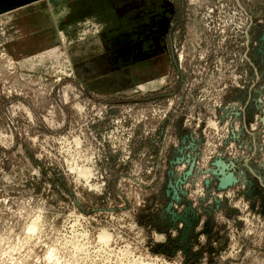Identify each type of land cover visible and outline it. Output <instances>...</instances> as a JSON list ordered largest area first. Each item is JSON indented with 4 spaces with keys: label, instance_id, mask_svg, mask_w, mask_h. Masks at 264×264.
Wrapping results in <instances>:
<instances>
[{
    "label": "rangeland",
    "instance_id": "rangeland-1",
    "mask_svg": "<svg viewBox=\"0 0 264 264\" xmlns=\"http://www.w3.org/2000/svg\"><path fill=\"white\" fill-rule=\"evenodd\" d=\"M0 264H264V0H0Z\"/></svg>",
    "mask_w": 264,
    "mask_h": 264
},
{
    "label": "water",
    "instance_id": "water-1",
    "mask_svg": "<svg viewBox=\"0 0 264 264\" xmlns=\"http://www.w3.org/2000/svg\"><path fill=\"white\" fill-rule=\"evenodd\" d=\"M213 164L218 169L216 174L220 176L219 189L226 190L238 183L239 180L235 176V174L230 171L229 164L225 163L223 160H217ZM192 170L193 168L190 170V173L192 172Z\"/></svg>",
    "mask_w": 264,
    "mask_h": 264
}]
</instances>
